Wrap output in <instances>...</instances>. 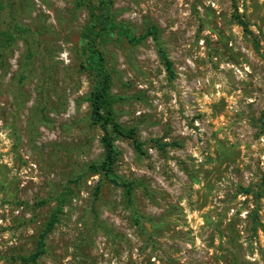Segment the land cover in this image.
<instances>
[{
    "label": "rangeland",
    "instance_id": "374dc122",
    "mask_svg": "<svg viewBox=\"0 0 264 264\" xmlns=\"http://www.w3.org/2000/svg\"><path fill=\"white\" fill-rule=\"evenodd\" d=\"M106 1L134 36L156 27L175 74L150 38L101 46L143 144L118 137L107 173L89 167L96 0H0V264H264V0Z\"/></svg>",
    "mask_w": 264,
    "mask_h": 264
},
{
    "label": "trees",
    "instance_id": "16d2710c",
    "mask_svg": "<svg viewBox=\"0 0 264 264\" xmlns=\"http://www.w3.org/2000/svg\"><path fill=\"white\" fill-rule=\"evenodd\" d=\"M113 36H119L125 39L130 45L139 44L146 38H150L154 42L156 54L166 73L167 80L171 82L175 78L172 63L159 42L156 27L151 26L144 34L134 36L127 27L117 24L109 16L106 0H96V6L90 12L89 22L84 31L85 47L83 54L85 68L93 76V84L88 98L91 120L102 131L100 143L104 151L102 163L100 165L92 164L89 166L94 172L101 170L107 173L109 171L108 169L117 154L114 142L118 137L130 139L134 149L138 153L142 152L143 146L135 137L134 129L123 128L114 119L113 101L110 96V78L100 49L105 42L113 39ZM121 185L129 193L132 184L123 181ZM55 217L52 216L38 235L35 252L29 258L32 262H35L46 252V238L53 229Z\"/></svg>",
    "mask_w": 264,
    "mask_h": 264
}]
</instances>
